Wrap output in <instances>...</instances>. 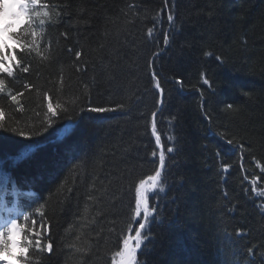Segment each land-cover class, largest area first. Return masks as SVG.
<instances>
[{
    "label": "trees",
    "instance_id": "16d2710c",
    "mask_svg": "<svg viewBox=\"0 0 264 264\" xmlns=\"http://www.w3.org/2000/svg\"><path fill=\"white\" fill-rule=\"evenodd\" d=\"M44 4L31 51L7 33L13 73H0V181L35 188L53 241L21 264H114L138 226L135 187L157 169L160 215L138 260L264 264V0Z\"/></svg>",
    "mask_w": 264,
    "mask_h": 264
},
{
    "label": "snow or ice",
    "instance_id": "6c2138e0",
    "mask_svg": "<svg viewBox=\"0 0 264 264\" xmlns=\"http://www.w3.org/2000/svg\"><path fill=\"white\" fill-rule=\"evenodd\" d=\"M15 3L16 4V11L19 14L18 16H11L14 22H17V28L15 31L10 32L9 35L16 40V43L20 46V51L23 49H28L31 51L33 44L27 43L26 38L27 34H30L32 37H36L37 33L35 30H32L30 33H27L26 30L29 29L33 21L41 16L47 17L49 13L47 11H34V9H38L41 6L47 7L44 4V0H0V3ZM169 21H172L174 17L169 15L167 17ZM39 23L41 25L45 24L44 19H40ZM13 27V23L10 22L4 25V30ZM153 29H148L149 34H151ZM165 42H168V36H165ZM7 46L5 45L4 48H0V73H7L8 75H12L13 73V65L11 60L5 62L6 52L5 49ZM15 51V50H8ZM76 57H81L80 52L75 53ZM19 64V61L16 62ZM23 71L25 73L29 72L28 67H24ZM179 83V81H177ZM205 83H208L205 80ZM3 84V80H0V85ZM156 88L160 89L161 91V100L159 103L163 102V89L161 88L159 82L156 83ZM11 99L13 101L16 100V96H12ZM49 110H52V105L49 103L48 105ZM122 107V106H121ZM93 111H106L103 108H96L92 109ZM228 111L232 110V105H228ZM54 114V113H53ZM152 131L153 133L157 130L156 125V117L157 113L152 112ZM51 123V121H49ZM67 131V129H65ZM22 135H25L24 132H21ZM156 144L159 145L161 143V137L156 135ZM228 143H234V141L229 140ZM166 151L168 153H172L174 151L173 148H167ZM155 155V153H153ZM160 165L163 167L166 165L165 156L161 154L159 156ZM225 169H227V165H225ZM162 175L161 170H155L154 176H149L147 179H140L139 185L135 187V207L133 210V215L135 216V220L132 223L138 225L137 227H130L129 232H134V238L129 235L123 239V251L118 253L121 257V264H145V262L140 261L137 259L138 254L144 255L148 249V243L153 239L148 233L151 231V222L156 221L157 217L160 215V208H159V201L156 197L159 194V189L157 178H160ZM150 184L149 188H146L145 185ZM151 209V210H150ZM28 232L26 226L22 227L15 219L10 220L8 222L7 231L5 232L2 228H0V253L7 252L9 256H12V247L15 246L19 248V252L17 254V259L27 260L29 249L35 243V247L37 251L47 252L51 254L53 250V241L51 239L47 240L46 244H43L42 241L44 240V236L42 233H49L50 232V225L41 224L40 230H37L36 222L33 221V227L31 232L28 235L25 233ZM19 237V239H17ZM30 237H37L35 241ZM133 241V246L129 245V242ZM252 251V249H249ZM2 259V257H0ZM3 264H11V261L4 260Z\"/></svg>",
    "mask_w": 264,
    "mask_h": 264
},
{
    "label": "rangeland",
    "instance_id": "374dc122",
    "mask_svg": "<svg viewBox=\"0 0 264 264\" xmlns=\"http://www.w3.org/2000/svg\"><path fill=\"white\" fill-rule=\"evenodd\" d=\"M10 22L13 23V27L12 28H9L7 30H4V25L5 24H8ZM16 28H17V22H14L13 21V18L11 16H8L7 18H5L4 16H0V48H4L5 45L6 46L9 45V43H7L8 40H7V37L5 36V34L7 32H10V31H15ZM24 220L27 221L28 220V216H26L24 218ZM33 221H35L36 223H38L39 228H40V225L43 224L42 220H39L37 218H34L32 220V223H33ZM17 239H19V237H17ZM18 252H19V248L13 246L12 247V253H13V255L12 256H9L8 254H2V255H0V257H2V259H0V264H3V261L4 260L11 261V264H17V262L19 260V259H17Z\"/></svg>",
    "mask_w": 264,
    "mask_h": 264
},
{
    "label": "clouds",
    "instance_id": "9594fccd",
    "mask_svg": "<svg viewBox=\"0 0 264 264\" xmlns=\"http://www.w3.org/2000/svg\"><path fill=\"white\" fill-rule=\"evenodd\" d=\"M16 7L15 3H0V16H4L5 18L8 16H18Z\"/></svg>",
    "mask_w": 264,
    "mask_h": 264
},
{
    "label": "water",
    "instance_id": "95a60500",
    "mask_svg": "<svg viewBox=\"0 0 264 264\" xmlns=\"http://www.w3.org/2000/svg\"><path fill=\"white\" fill-rule=\"evenodd\" d=\"M145 187L148 188V187H150V185L146 184ZM129 245H130V246H133V241H130V242H129ZM119 264H121V262H120Z\"/></svg>",
    "mask_w": 264,
    "mask_h": 264
}]
</instances>
